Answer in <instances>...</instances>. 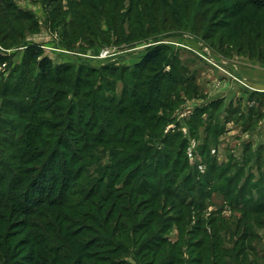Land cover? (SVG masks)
Instances as JSON below:
<instances>
[{"label": "trees", "instance_id": "obj_1", "mask_svg": "<svg viewBox=\"0 0 264 264\" xmlns=\"http://www.w3.org/2000/svg\"><path fill=\"white\" fill-rule=\"evenodd\" d=\"M53 1L48 0L49 24L59 27L60 41L72 48L77 40L87 47L154 41L159 31L173 25L187 28L190 21L194 30L210 29L208 15L219 0H129L125 14L122 0H77L68 22L59 3L50 6ZM11 5L10 0L0 1V42L5 48L36 27L30 13ZM231 8V19L244 14L234 29L247 40L253 32L259 38L264 0H235ZM258 11L263 22L253 29L247 14ZM169 49L152 44L132 65L76 67L52 63L36 45L25 48L22 66L10 71L19 69L20 74L0 84V96L14 109L13 118L0 117V264L17 263L21 255L20 264H54L59 259L112 264L132 248L136 255L152 252L154 264L182 263L180 244L168 242L163 230L168 228L164 224L190 217L185 208L193 201L184 196L186 143L184 138L178 141L179 132L152 139L162 133L179 98L164 93L160 85L183 84V67L167 55ZM5 59L0 56V63ZM118 80L123 82L119 95L114 91ZM168 205L175 215L165 212ZM261 207L255 210L261 212ZM197 242L203 246V240ZM94 246L97 258L89 250ZM202 255L198 251L194 261L201 263Z\"/></svg>", "mask_w": 264, "mask_h": 264}, {"label": "rangeland", "instance_id": "obj_2", "mask_svg": "<svg viewBox=\"0 0 264 264\" xmlns=\"http://www.w3.org/2000/svg\"><path fill=\"white\" fill-rule=\"evenodd\" d=\"M54 1L50 6L59 3L65 22H68L72 2L77 0ZM10 2L14 10L30 13L36 20V27L26 29L23 39L14 46L5 48L0 42V56L6 58L5 63H0V84L11 81L14 73L20 74L19 69L13 70L11 75L10 71L17 65L22 66L27 46L41 47L43 55L51 58L54 64L73 63L76 67L80 64L85 67L110 63L132 65L152 44L161 43L170 48L167 55L171 53L183 67L184 74L180 78L183 84L164 81L160 85L164 93L171 91L172 96L178 94L179 98L169 111V120L162 133L153 135L152 139H162L163 135L174 132L180 134L178 141L185 139L184 196L193 203L185 208L186 215L190 214L188 219L164 224L168 228L163 232L167 233L168 242L180 244L177 253L181 264H264V207L261 212L255 210L264 205V198H261L263 202L258 199L264 196V31L259 38H255L253 32L247 40L234 29L244 15L238 12L232 19L229 16L235 0H219L212 6L208 15L212 18L210 29L204 26L201 31L194 30L195 25L190 21L187 28L173 25L159 31L154 41L110 42L87 47L77 40L72 48L64 47L60 41L59 27L50 26L48 0ZM121 2L120 11L125 14L130 2ZM194 11L189 15H194ZM260 13L247 14L253 29L263 22L258 19ZM193 22L196 21L193 19ZM240 29L247 30L248 26ZM171 68L166 66L165 70ZM122 86V81H116L114 91L117 95ZM172 87L176 89L170 90ZM12 109L1 95L0 117L13 118ZM18 121L24 123V120ZM109 159L105 156L103 161ZM211 162L213 165L208 167ZM218 175L223 177L219 179ZM165 212L175 215L176 209L169 206ZM213 229L216 234L210 238L215 243L212 252L209 237ZM201 240L204 248L196 245ZM95 249L96 246L89 248L93 256L97 253ZM198 251L203 254L201 263L194 261ZM135 252L132 248L112 264H154L152 252L145 250L138 255ZM21 257L18 256L14 264H20ZM93 260L91 264H97ZM82 262L89 264L86 259ZM69 263L59 259L54 264Z\"/></svg>", "mask_w": 264, "mask_h": 264}]
</instances>
